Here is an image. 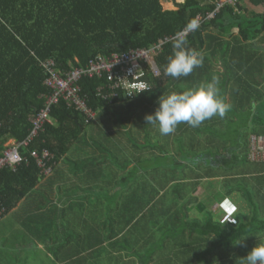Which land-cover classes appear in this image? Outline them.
<instances>
[{
    "label": "trees",
    "instance_id": "1",
    "mask_svg": "<svg viewBox=\"0 0 264 264\" xmlns=\"http://www.w3.org/2000/svg\"><path fill=\"white\" fill-rule=\"evenodd\" d=\"M168 1L0 0V152L9 138L23 142L28 137L33 128L31 116L46 104L50 89L44 84L46 73L39 60L52 59L56 68L66 73L75 67H86L98 57L110 59L115 54L124 55L137 49L149 48L160 39L183 29L189 20L196 19L199 14L206 17L208 12L215 9L217 0H185L176 3V9L170 10L163 7V3ZM261 4H264V0H248L246 4L242 0L236 7L226 4L214 18L204 19L198 30L188 35L187 45L204 52V64L195 68L187 77L172 78L164 74L167 59L172 54L170 41L155 54L162 76L148 78L153 85L151 91L137 94L132 99L124 90H120L118 96L104 97L99 89L108 85L105 76L84 77L80 80L82 94L87 97L88 106L96 113L102 108L110 105L115 107V104L125 101H131L134 107L143 103L142 99L149 100L144 105H148L154 113L159 96L194 87L210 80L213 75L219 77L220 94L224 98L229 94L233 99L228 102L232 105L231 110L223 118L213 117L199 127L181 123L176 129L181 132L214 130L216 138L206 141L198 149L190 145L195 149L192 153L177 147L173 152L161 144H154L148 150L149 154H156L155 157L145 163L146 168L144 164H137L130 174L132 177L136 175L137 166L142 165L143 170L146 169L149 174H162V185H171L174 192L185 194L190 190L187 181L192 177L196 179L195 187L204 178L225 179L227 194L233 195L236 201L245 202L246 207L245 210L235 212L230 220L216 217L214 211L203 203L200 212L208 210L204 218L188 219V205L192 198H181L178 202L172 197L171 200L179 209L185 208L178 211L182 214L178 222L183 221L181 231L185 234L198 231L201 241L206 238L207 242L210 240L213 244L211 249L216 256L211 263L207 261L209 264H214L216 258L219 260L221 257L216 249L230 248L247 237L228 259L231 264H241L242 257L260 238H264V234L255 236L257 232L264 231V218L261 216L264 212V161H254L249 157L251 135L264 134V103L248 101L251 93L246 86L229 85L236 83L238 71L233 65V49L230 47L233 40L225 38L234 28L239 29L236 36L231 34L236 40H252L262 33L264 13L254 8ZM218 64L224 69L217 68ZM104 92L109 91L105 88ZM51 117L53 122L46 124L45 130L28 147H21V152L29 156L32 150L40 153L48 150L52 157L47 165L53 172L56 165L68 157L73 145H81L86 141L83 138L87 133L86 127L93 119L64 99L52 106ZM208 138L211 139L212 135ZM195 139L203 141L197 137ZM180 144L184 146L182 141ZM100 145V155L104 157L105 150L110 147ZM117 158L120 161L121 158ZM41 170L30 156L27 162L16 169L4 167L0 170V200L6 205L8 213L29 196L45 177L46 174ZM141 187L144 188V185L141 184ZM135 200L143 202V199L137 197ZM175 233L171 232L172 240L175 239ZM166 234L168 237V232ZM167 237L162 242L169 239ZM140 256H143L141 260L148 261L151 253L146 251ZM143 263L146 264H140ZM187 263L192 264L191 261ZM68 264L78 263L74 261Z\"/></svg>",
    "mask_w": 264,
    "mask_h": 264
},
{
    "label": "crops",
    "instance_id": "2",
    "mask_svg": "<svg viewBox=\"0 0 264 264\" xmlns=\"http://www.w3.org/2000/svg\"><path fill=\"white\" fill-rule=\"evenodd\" d=\"M243 3H248V0H243ZM254 8L264 13V4L257 5ZM238 32L239 29L234 28L230 34L225 36L227 40H233L230 47L233 49V65L236 66L238 71V76L236 75L237 77H235L236 83L232 82L229 85L233 84L235 87L246 86L251 93L248 101H252L254 104L264 103V31L255 39L248 41L236 40L235 37L231 36V34L236 36ZM217 68L224 69L221 65ZM241 97L243 98L244 96ZM225 98L227 102H232L233 100L228 95ZM122 132L124 130H117L116 134L120 135ZM84 135H86L87 143L73 145L68 157L58 163L53 172L51 171L49 175L46 174L33 192L22 199L0 221V243H3L6 238L12 240L10 246L14 250L12 249L11 254L16 260L23 254L41 252L50 260H52L51 257L56 258L59 264H68L74 261L78 264H87L88 262L84 258L88 254L93 253L94 249L105 246V243H115L119 246L120 241L123 240L131 225L138 226L137 232L139 234L137 235V240L132 243L135 246H141L142 243L143 246H155L151 241L157 238L155 235H158L159 231L161 232V229L157 231L158 227H154L156 224H163L165 232H179L182 230L183 221L178 223L182 218V214H179L178 211L185 208L179 209L178 206L169 201L170 195L168 191L171 185H162V174L151 177V182H149V178H144V182L149 183L145 184L144 188L141 187V184L135 185V181L138 180L133 178L129 180L128 176L119 174L121 172L118 169L120 161H115L119 158L102 163L104 160L99 161L100 159L108 158L100 155L102 150L101 143L93 138V134L87 132ZM88 137L90 141L87 139ZM14 142H16L15 139L9 138L6 140L5 146H11ZM90 155L92 157L89 159ZM118 155L117 157H119ZM41 172L43 173L42 170ZM215 179L221 180V185L223 186V188L220 187L222 196L226 198L224 202L226 213L221 215L220 218L230 220L234 213L239 211L238 206L242 202L238 199L236 201V199H233V195L227 194V186L224 184L225 179L223 180L222 177L204 178L203 181ZM124 181L128 183L132 181L133 186L124 189V186H121V182ZM195 181L196 179L193 177L187 181V187L190 188L189 191H186L187 194L177 192L179 198H192L188 205V219L198 218L201 213V203L205 201L204 199H212L217 192V187H213V183H210V188L207 189L201 185L203 181L195 187ZM106 182L107 187L105 186ZM122 184L124 185V183ZM200 187L202 188L200 189ZM122 190L124 192L123 195H121ZM136 197L140 198V200L143 199V202H136ZM143 203L145 205L140 212L132 211L135 206ZM151 207L157 209L159 220L153 219L154 212H152L149 217L153 223V229L149 228L145 231L144 228H147L149 224L145 213L152 209ZM125 209L129 210V215L134 214L135 219L132 221V218H130V223L124 228H119L118 226H115L114 229L107 228L109 223L105 218L110 217L114 225L121 224L120 216H123L122 210ZM34 211L37 212L33 213ZM140 222L142 223L139 224ZM22 227H26V230L22 231ZM184 235L185 233L182 232L179 238ZM188 236L191 237V234L188 233ZM58 237L63 239L62 244H60L62 249L51 251L50 248L58 247ZM167 238H169V242L172 240L170 235ZM174 238L173 240L175 241L170 243L177 247L180 240L177 236H174ZM198 240L201 243L202 237H198ZM205 241H207L206 238ZM126 243L128 242L126 241ZM31 245L36 249H29ZM72 247L80 248L72 251ZM124 250L119 251V254L122 252L128 253L126 249ZM57 253L60 255L59 261ZM141 254L144 255L145 252ZM152 261L151 254V258L144 262L150 263ZM139 262L143 261L140 259Z\"/></svg>",
    "mask_w": 264,
    "mask_h": 264
},
{
    "label": "rangeland",
    "instance_id": "3",
    "mask_svg": "<svg viewBox=\"0 0 264 264\" xmlns=\"http://www.w3.org/2000/svg\"><path fill=\"white\" fill-rule=\"evenodd\" d=\"M184 1L185 0H169L168 2L163 3V7L164 9H168V10L176 9V3H181ZM219 66L220 65L218 64V67ZM165 84L167 85V81L165 82ZM227 95L230 96L229 94ZM147 101L149 100L142 99L143 103L140 102L136 104L134 107L132 106L133 103L131 101H125L119 103L118 105L115 104V107H112L110 105L107 108H102L96 113L91 124H89L86 127L87 132L89 134H93L94 136L93 138L98 140L99 143H101L105 147L109 145L110 147L109 150H105L104 152V156L108 158V159H104V163L115 160L120 151L118 156L121 158L120 162L122 164L118 163L119 164L118 169L121 170L119 174L122 176L125 175L128 176L130 178L129 180H132V178L138 179V181H135V183L143 184V185L149 184L148 182H144L145 180L144 178H149V182H151L152 181L151 177L157 176V174L153 175L151 173L150 174L147 173L145 171L146 169L143 170L142 165L137 166L136 175L132 177V175L130 174L132 173V171H134L135 166L137 164H144L143 166L145 167V163L149 159L151 160L155 157L154 155L156 154H149L150 152L148 149L152 145L158 143L165 147H168L173 152L178 148L179 150L184 149V151L187 153H192L193 151H195V149L191 148L190 145L198 149L206 141L215 139L217 134L214 132V130H206V131L203 130L201 132H198L197 130H186L184 132L176 130L174 133L170 135L162 136L160 135L157 126H154L152 124H146L145 116L149 113H152L151 112L152 110L149 109V106L146 105L147 106L146 107L144 105V103ZM135 113L137 114V116L135 115ZM117 130H124L125 133L122 132L120 135H117L116 134ZM210 135H212V138L207 139V136L210 137ZM195 137H197L198 139H202L203 141L199 142L198 140L195 139ZM83 138L85 139V137ZM252 138L250 142L251 148L253 143ZM87 139L90 141L89 137ZM181 141L184 144V146L180 144ZM85 142L87 143V140ZM142 147L144 149H142ZM249 157L250 159L254 160L253 156L249 155ZM254 157L260 158V159H256V161L261 160L262 154L256 153ZM140 160L142 161L139 162ZM115 161L117 162V160ZM241 165L243 166V164ZM122 183H124V185ZM210 183L214 184L213 187H217L216 196H213L212 199L211 198L207 200L204 199L205 201H203V203L208 207V209L215 211L216 217L218 216L221 217V215H224L226 213L225 211L226 207L224 204L226 198H223L222 189H221L223 188V186L221 185L220 179H215L212 181L204 180L201 185H203L205 188L208 189L210 188L209 187ZM105 186L107 187V182L105 183ZM121 186H124L125 189L130 186H133V184L132 181H130L129 183L124 181L121 182ZM123 190L121 192V195L124 194ZM168 194L170 195L169 201L172 200V197H174L175 200L178 202L181 199L179 198L178 193L176 191L175 192L173 191V188L172 189L169 188ZM239 201L242 202L241 200ZM242 203L238 206L239 210L246 209L245 203L243 204ZM144 205H145L144 203L142 205H137L135 206L134 209H132V211L136 213L140 212L144 208ZM129 207L132 208L131 206ZM151 208L152 209H149L145 213L147 215V219L149 222L148 227L144 228L145 231H147V229L149 228L153 229V225H152L153 223L149 217V215L152 212H154L153 219L159 220V215L156 212L157 209L155 207H151ZM207 211L208 210L206 209L203 213H200L198 218L203 219L204 213ZM35 212L37 211H34L33 213ZM122 212L125 215L123 214V216H120L121 224L118 223L117 225H114L111 222L110 217L105 218V220H107L109 223V226L107 228L114 229L115 226H118L119 228H124L128 223H130L129 221L130 218H132V221L135 219L134 214L132 213H131L132 215L128 214L129 213L128 209L122 210ZM261 216L264 218V212ZM141 223L142 222H140L139 224ZM154 227H158L156 229L157 231L161 229V232L159 231V233H157L158 235H155L157 236V238L151 241L152 243L155 244V246H151V247H148V245L143 246V243L141 244V246L132 245V243H134L137 240V235L139 234V232H137L138 226L131 225L127 234L123 237V240H121L120 243L118 242L119 246H117V244L115 243H105V246L94 249V252L88 254L84 258V260L88 262L87 264H140L139 260L141 258L143 259V256H139V255L143 252L148 251V253L152 254L153 261L150 263L146 262V264H190L187 263L189 261H191L192 264H209L207 263V261L208 262L212 261V259H214V256H216L214 255L215 251L211 249L214 247L211 241L210 240H208V242L201 241L200 243L198 237L200 238L201 234L195 229L194 231H196L197 233L193 232L191 234V237L188 236V234L186 233L183 237L179 238L182 235V232L181 231L176 232L174 236H177V238H179L180 243L178 244L177 247H175L172 243H170L175 240L169 242V239H166L164 242H162L164 237L165 236L167 237V234L164 231L165 229L163 224H158V225L156 224L154 225ZM22 228H23L22 231L26 230V227H22ZM261 234H264V231L257 232L255 236L260 237ZM169 235L171 236V232H168V236ZM29 236H31V234H29ZM246 238L247 237H244L239 244H236L235 246L232 247L230 246V248L220 247L216 249L217 250L216 253L220 254L221 257L219 260L218 258H216L214 264H231L229 263L228 260L229 257H232L234 250L238 249L239 245L244 243ZM57 239H58V247L50 248L51 251L54 250L59 251L60 249H62L60 247V244L62 243L63 239L62 237H58ZM259 240H260L259 242H262L264 241V238L262 239L260 238ZM11 241L12 240H9V238H6L5 240H3V243H0V264H59V262L56 261V258L51 257L52 260H50L45 254L41 252H32L31 254H23L18 257V260H16L15 257L12 256L11 254L13 249L10 246ZM126 241L128 243H126ZM79 248L80 247H72V251H76ZM29 249L33 250L36 248H34L33 245H31ZM124 249H126L128 253L122 252L121 254H119V251ZM58 257H60L59 254ZM142 261L144 262V260Z\"/></svg>",
    "mask_w": 264,
    "mask_h": 264
},
{
    "label": "built area",
    "instance_id": "4",
    "mask_svg": "<svg viewBox=\"0 0 264 264\" xmlns=\"http://www.w3.org/2000/svg\"><path fill=\"white\" fill-rule=\"evenodd\" d=\"M242 0H217L216 7L213 11L208 12L206 17L197 16L200 26L204 19L214 18L226 4L238 6ZM172 36L160 39L158 43L149 48H141L130 52L129 54H115L112 58L98 57L92 60L86 67H75L66 73H62L56 68L55 61L52 59L39 60L40 65L45 69L46 77L44 84L50 89V93L46 96V104L44 108L39 110L30 120L33 124L32 131L28 137L22 142H15L8 146L0 154V170L4 167L16 169L23 162H27L29 156L36 160L37 165L43 170V173L50 174L51 167H48L47 161L52 157L48 150L40 153L38 150H32L29 156H25L21 152V147H28L35 140L38 134L45 130L48 123H52L51 108L59 103L61 99L74 105L78 110L85 113L90 119L96 115L89 106L88 99L82 94L80 80L84 77H106L108 85L99 89V93L107 97L118 96L120 90H124L127 96L132 99L137 94L145 91H151L153 85L148 78L161 77L162 72L159 69L156 60V52H160L166 42H170ZM108 89V93L104 89ZM143 90V91H142ZM253 136V138H252ZM252 148L250 155L254 156L262 154L264 161V135L253 134ZM251 147V146H250ZM8 214L6 205L0 200V220Z\"/></svg>",
    "mask_w": 264,
    "mask_h": 264
},
{
    "label": "clouds",
    "instance_id": "5",
    "mask_svg": "<svg viewBox=\"0 0 264 264\" xmlns=\"http://www.w3.org/2000/svg\"><path fill=\"white\" fill-rule=\"evenodd\" d=\"M199 27V21L193 18L174 34L171 39L172 54L164 67L165 75L172 78L187 77L195 68L203 66L204 52L187 46L188 35ZM219 84V77L213 75L210 80L194 87L159 96L155 112L145 116L146 124L157 126L160 135L167 136L174 133L181 123L195 128L213 117L223 118L232 105L220 94ZM241 264H264V241L257 242L242 257Z\"/></svg>",
    "mask_w": 264,
    "mask_h": 264
}]
</instances>
